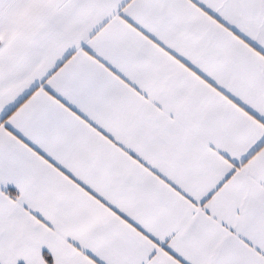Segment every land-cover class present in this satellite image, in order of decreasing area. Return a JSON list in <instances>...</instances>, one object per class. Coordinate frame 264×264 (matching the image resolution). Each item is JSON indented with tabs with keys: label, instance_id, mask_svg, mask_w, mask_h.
Returning a JSON list of instances; mask_svg holds the SVG:
<instances>
[{
	"label": "snow or ice",
	"instance_id": "snow-or-ice-1",
	"mask_svg": "<svg viewBox=\"0 0 264 264\" xmlns=\"http://www.w3.org/2000/svg\"><path fill=\"white\" fill-rule=\"evenodd\" d=\"M0 264H264V0H0Z\"/></svg>",
	"mask_w": 264,
	"mask_h": 264
}]
</instances>
